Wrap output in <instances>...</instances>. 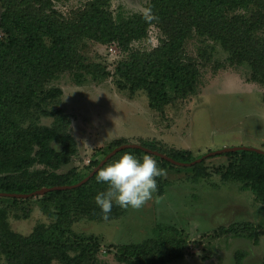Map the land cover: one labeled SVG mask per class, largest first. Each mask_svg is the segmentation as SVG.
<instances>
[{"label":"trees","instance_id":"16d2710c","mask_svg":"<svg viewBox=\"0 0 264 264\" xmlns=\"http://www.w3.org/2000/svg\"><path fill=\"white\" fill-rule=\"evenodd\" d=\"M78 1L77 6H71L70 0H0L1 194L76 185L112 150L131 144L126 139L115 140L102 149L101 158L91 159L86 170L61 171L72 164L79 148L72 117L60 106L63 89L55 82L65 75L79 82L110 77L108 66L92 58L94 46H113L120 52L115 68L118 87L144 90L150 107L158 111L198 92L203 67L212 61L215 44L228 53V65L249 68V80L263 87L264 101V0H150L146 12L130 15L115 13L113 0ZM192 40L204 45L198 57L187 52ZM218 63L215 68L226 66ZM47 117L53 118L50 125L42 123ZM133 144L181 163L201 157L189 149H169L144 139ZM125 152L139 158L149 155L165 171L189 170L195 180L208 174L206 159L181 166L135 147L119 151L105 165ZM223 154L230 159L227 166L218 168L224 179L238 181L263 204L264 154L253 150ZM96 174L80 186L44 195H0V264H107L97 255L99 239L73 228L85 218L104 221L126 213L113 205L104 218L94 197L107 185L97 183ZM157 182L155 194L161 196L171 183L164 176ZM34 197L50 221L36 224L29 235H23L13 229L10 216L18 217L22 210L28 217L22 205ZM220 231L257 242L259 225L241 222L222 226ZM187 251L183 229L159 224L154 237L117 246L115 257L125 264H171L185 259Z\"/></svg>","mask_w":264,"mask_h":264},{"label":"rangeland","instance_id":"374dc122","mask_svg":"<svg viewBox=\"0 0 264 264\" xmlns=\"http://www.w3.org/2000/svg\"><path fill=\"white\" fill-rule=\"evenodd\" d=\"M149 1L113 0V10L123 15L146 12ZM78 2L70 0L69 5L77 6ZM153 36L157 45L156 30ZM203 46L192 40L187 52L198 57ZM215 46L212 61L203 67L198 92L177 99L163 112L150 107L144 90L131 92L118 87L115 68L121 54L115 47L94 46L92 58L108 66L110 77L79 82L65 75L55 82L63 89L60 106L72 117L79 148L72 164L61 171L86 170L91 159L101 158L102 149L118 139L154 141L169 149H189L196 156L241 146L264 150L263 87L249 80L248 67L228 65V53ZM218 62L226 66L215 68L221 64ZM52 121L51 117L42 119L47 125ZM205 159L208 174L203 179H193L189 170L167 169L164 178L171 185L163 195L154 193L144 206L129 207L117 219H82L74 230L99 239L97 255L107 264H125L115 257L117 246L154 237L159 224L174 225L187 234L188 256L171 264H239L240 256L241 264H264V203L256 201L252 191L242 189L238 181L224 179L218 168L228 165V156L216 154ZM40 206L37 197L25 202L22 207L29 216L24 217L22 210H18V217L12 214L13 229L29 235L36 224L48 223ZM241 222L259 225L257 242L220 231L222 226Z\"/></svg>","mask_w":264,"mask_h":264},{"label":"clouds","instance_id":"9594fccd","mask_svg":"<svg viewBox=\"0 0 264 264\" xmlns=\"http://www.w3.org/2000/svg\"><path fill=\"white\" fill-rule=\"evenodd\" d=\"M165 175V169L151 156L139 158L131 152H125L98 169L96 181L107 187L95 195V204L104 218L108 217L113 205L139 209L157 191V178Z\"/></svg>","mask_w":264,"mask_h":264},{"label":"water","instance_id":"95a60500","mask_svg":"<svg viewBox=\"0 0 264 264\" xmlns=\"http://www.w3.org/2000/svg\"><path fill=\"white\" fill-rule=\"evenodd\" d=\"M130 147H135V148H143L144 150L148 151L149 153H152L162 159H165V160H168L170 162H172L173 164H176V165H181V166H190V165H194L198 162H201L202 160H204L205 158H208L212 155H216V154H223V153H227V152H234V151H238V150H253V151H256V152H259V153H263L264 154V150L262 149H259V148H255V147H231V148H224L222 150H219V151H216V152H210L209 154L207 155H204V156H201L200 158H198L196 161L192 162V163H181V162H178L176 161L174 158L170 157L169 155L165 154V153H162L160 151H157V150H153V149H150V148H146V147H142L141 145L139 144H123L121 146H118L117 148H115L114 150H112L100 163L98 166H96L92 172L90 173V175L88 177H86L85 179H83L81 182H79L78 184L76 185H58V186H53V187H43L33 193H30V194H24V193H14V194H8V193H5V194H1L0 195H3V196H12V197H15V198H28V197H32V196H37V195H44L45 193L49 192V191H53V190H57V189H70V188H74L76 186H80L82 183H84L89 177L93 176L99 168H101L103 165H105V163L111 158L113 157L116 153H118L119 151L123 150V149H126V148H130Z\"/></svg>","mask_w":264,"mask_h":264}]
</instances>
